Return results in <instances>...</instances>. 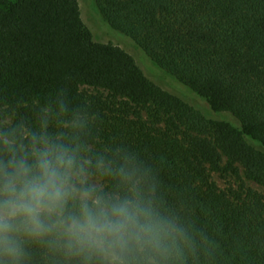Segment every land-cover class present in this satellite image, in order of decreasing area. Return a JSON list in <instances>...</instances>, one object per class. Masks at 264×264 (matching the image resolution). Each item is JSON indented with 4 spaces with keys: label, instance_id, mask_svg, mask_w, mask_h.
<instances>
[{
    "label": "trees",
    "instance_id": "obj_1",
    "mask_svg": "<svg viewBox=\"0 0 264 264\" xmlns=\"http://www.w3.org/2000/svg\"><path fill=\"white\" fill-rule=\"evenodd\" d=\"M108 25L203 98L213 120L151 83L119 47L92 40L78 0H0V102L24 114L59 87L99 114L103 143L156 164L203 233L199 264H264V0H96ZM102 88L85 97L78 85ZM203 252V249H202Z\"/></svg>",
    "mask_w": 264,
    "mask_h": 264
},
{
    "label": "clouds",
    "instance_id": "obj_2",
    "mask_svg": "<svg viewBox=\"0 0 264 264\" xmlns=\"http://www.w3.org/2000/svg\"><path fill=\"white\" fill-rule=\"evenodd\" d=\"M99 120L64 86L0 113V264H199L205 237L160 168Z\"/></svg>",
    "mask_w": 264,
    "mask_h": 264
},
{
    "label": "rangeland",
    "instance_id": "obj_3",
    "mask_svg": "<svg viewBox=\"0 0 264 264\" xmlns=\"http://www.w3.org/2000/svg\"><path fill=\"white\" fill-rule=\"evenodd\" d=\"M80 16L83 27L91 34L92 40L100 44H111L119 47L131 57L144 76L164 92L179 98L185 104L199 111L204 117L213 120H227L236 124V121L228 114H214L208 108L205 100L198 96L192 89L183 85L178 79L157 67L142 51L137 49L123 34L112 29L102 15L96 0H78ZM77 95L90 97L98 93L106 94L102 88L88 85H78ZM10 112L7 106L0 102V113ZM216 184L224 190L237 187L241 184L264 194V184H258L247 180L243 175L239 179L228 175L214 173L212 175Z\"/></svg>",
    "mask_w": 264,
    "mask_h": 264
}]
</instances>
